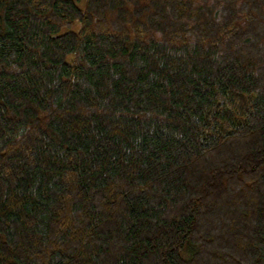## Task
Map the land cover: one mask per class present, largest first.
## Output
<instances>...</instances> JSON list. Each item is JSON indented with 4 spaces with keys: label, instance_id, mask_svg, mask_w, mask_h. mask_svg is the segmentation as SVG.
I'll use <instances>...</instances> for the list:
<instances>
[{
    "label": "trees",
    "instance_id": "1",
    "mask_svg": "<svg viewBox=\"0 0 264 264\" xmlns=\"http://www.w3.org/2000/svg\"><path fill=\"white\" fill-rule=\"evenodd\" d=\"M0 264H264V0H0Z\"/></svg>",
    "mask_w": 264,
    "mask_h": 264
},
{
    "label": "rangeland",
    "instance_id": "2",
    "mask_svg": "<svg viewBox=\"0 0 264 264\" xmlns=\"http://www.w3.org/2000/svg\"><path fill=\"white\" fill-rule=\"evenodd\" d=\"M252 32H253L252 30L249 31L250 34H251ZM247 33H248V32H247ZM249 33H248V34H245V32H244V33H241L240 35L237 36L236 39H239V38H241V37H244V34H245V37H248V36H250Z\"/></svg>",
    "mask_w": 264,
    "mask_h": 264
}]
</instances>
